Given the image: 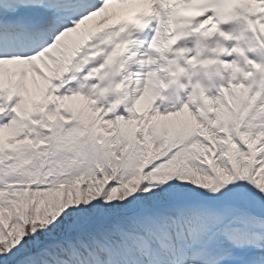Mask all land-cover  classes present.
Here are the masks:
<instances>
[{
	"label": "snow or ice",
	"instance_id": "1",
	"mask_svg": "<svg viewBox=\"0 0 264 264\" xmlns=\"http://www.w3.org/2000/svg\"><path fill=\"white\" fill-rule=\"evenodd\" d=\"M0 264H264V0H0Z\"/></svg>",
	"mask_w": 264,
	"mask_h": 264
},
{
	"label": "bare ground",
	"instance_id": "2",
	"mask_svg": "<svg viewBox=\"0 0 264 264\" xmlns=\"http://www.w3.org/2000/svg\"><path fill=\"white\" fill-rule=\"evenodd\" d=\"M117 9H121V8H123V9H125L126 11H128L129 9H130V6H128V5H117V6H115ZM32 87H33V85H32Z\"/></svg>",
	"mask_w": 264,
	"mask_h": 264
}]
</instances>
